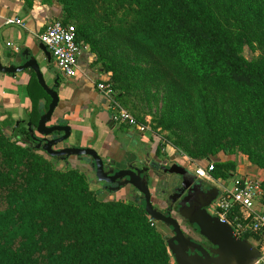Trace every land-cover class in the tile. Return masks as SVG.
I'll use <instances>...</instances> for the list:
<instances>
[{
    "label": "trees",
    "instance_id": "trees-1",
    "mask_svg": "<svg viewBox=\"0 0 264 264\" xmlns=\"http://www.w3.org/2000/svg\"><path fill=\"white\" fill-rule=\"evenodd\" d=\"M57 1L58 20L76 22V42L104 62L119 101L162 86L168 113L157 126H191L171 141L177 150L197 161L246 154L262 171L264 204V0ZM245 47L261 53L248 59ZM29 85L36 124L34 101L45 111L50 97L32 71ZM28 120L0 122V264H175L137 196L102 197L84 169L35 147ZM165 145L157 153L167 157ZM213 161L214 178L234 176L233 160Z\"/></svg>",
    "mask_w": 264,
    "mask_h": 264
},
{
    "label": "water",
    "instance_id": "water-1",
    "mask_svg": "<svg viewBox=\"0 0 264 264\" xmlns=\"http://www.w3.org/2000/svg\"><path fill=\"white\" fill-rule=\"evenodd\" d=\"M61 16L62 14L59 18ZM36 46L49 62L51 54L47 47L42 42L37 43ZM4 55L8 58V62L6 64L1 62L0 53L1 74L15 77L17 73L30 70L50 97L47 109L39 110L37 123L34 124L30 120L26 122L29 136L35 141V147L50 157H57L66 165L70 163L71 158L83 160L90 165L95 180L103 183V189L114 193L127 190L131 196H137L151 219L173 228L175 235L166 239V245L176 264H257L260 258L257 246L251 240L237 236L226 220L210 212L211 205L220 193L217 186L198 178L177 160H172L167 167L164 164L162 167L159 166L162 162L156 158L151 159L147 164L137 160L125 167H119L114 160L106 161L92 147L68 143L71 127L53 119L59 102L60 82L56 81L58 76L55 75L52 83L45 81L40 69L41 62L30 46L15 49L6 47ZM19 121H16V124ZM159 167L167 176L163 188H158L156 185V190L161 189L162 194L166 192L165 199L171 203L179 199L176 203V213L198 227L199 233L213 245L209 251L185 237L177 221L154 206L152 196L158 197V195L152 189V185L157 179L154 172ZM172 191L175 193L170 195Z\"/></svg>",
    "mask_w": 264,
    "mask_h": 264
},
{
    "label": "crops",
    "instance_id": "crops-1",
    "mask_svg": "<svg viewBox=\"0 0 264 264\" xmlns=\"http://www.w3.org/2000/svg\"><path fill=\"white\" fill-rule=\"evenodd\" d=\"M0 0V53L1 62L6 64L8 58L4 55L6 47L21 48L30 46L36 53L41 67L46 68L48 62L43 52L36 46L40 41L38 34L44 30L45 24L53 19H59L60 4L53 0ZM18 17L26 22V27L17 24H7L6 19ZM61 18V17H60ZM52 59V58H51ZM91 58L86 50H81L78 56V69L74 77H66L60 73L59 102L53 115L54 120L71 127V136L68 143L81 147H92L105 160H114L117 166L125 167L137 160L142 164L154 158L160 141L159 133L138 134L127 126H118L113 123L107 109L106 98L96 89L95 83L107 79L102 71L95 72L90 66ZM53 65V63H51ZM46 71V70H45ZM52 83L55 77L53 71H46ZM31 71L17 73L15 77L0 73V122L7 114L15 120H28L32 112L33 100L31 95L37 90L30 88ZM31 89V92H30ZM45 99L34 101L38 111L42 110ZM6 132L11 128L6 127ZM165 153L169 160L177 159V152L165 145ZM42 152V151H41ZM45 154L44 152H42ZM63 165L65 162L60 161ZM86 163V162H85ZM83 160L71 158L68 165L77 166L85 171H91L90 165ZM83 165V166H82ZM255 176H261L262 171L255 169ZM91 177L90 173L87 172ZM92 187H101L93 179ZM105 193L104 191L101 193ZM117 198H128L131 195L127 190L115 192Z\"/></svg>",
    "mask_w": 264,
    "mask_h": 264
},
{
    "label": "built area",
    "instance_id": "built-area-1",
    "mask_svg": "<svg viewBox=\"0 0 264 264\" xmlns=\"http://www.w3.org/2000/svg\"><path fill=\"white\" fill-rule=\"evenodd\" d=\"M7 24H17L26 27V22L18 17L7 18ZM75 26L63 24L58 19H53L45 24L44 30L38 34V40L50 51L53 65L66 77H74L78 69V56L84 46L76 42ZM95 87L107 100V109L111 119L118 126H127L138 134L153 133L151 124L140 121L127 110L115 97V91L106 79L98 80ZM164 151L166 149L164 148ZM177 162L184 165L198 178L219 188L218 198L210 209L214 215L226 220L234 229L237 236L248 235L257 246L260 258L257 264H264V204H261L262 187L261 176L238 174L232 176L229 182L214 178V161L205 160V164L192 159L182 150H177ZM237 213L231 221L227 220L228 213ZM151 225L157 224L151 219ZM171 255V254H170ZM171 263L174 260L171 256Z\"/></svg>",
    "mask_w": 264,
    "mask_h": 264
},
{
    "label": "rangeland",
    "instance_id": "rangeland-1",
    "mask_svg": "<svg viewBox=\"0 0 264 264\" xmlns=\"http://www.w3.org/2000/svg\"><path fill=\"white\" fill-rule=\"evenodd\" d=\"M55 2H58L57 0H53ZM239 9V8H237ZM238 11V10H237ZM76 27V22L74 20L69 21ZM83 48L81 50H86L89 53V56L91 58L89 62V66L95 71L99 72L102 71L104 73V76L106 78H109L111 73L109 71H104V62L99 61L97 54L91 50V47L89 44H83ZM244 55L248 59H252L260 55L261 50L256 47L255 49H249L248 47H245L244 49ZM43 65L46 64V68L43 69L41 67V71L43 73V77L46 82L50 81V78L47 74L48 71H53V73H56L59 71L54 65H51V63L47 62H42ZM46 70V71H45ZM59 79L61 78L60 76V71H59ZM139 90V89H138ZM135 90L129 95H125L126 97L124 98V101L120 99V104L123 105L127 110H129L134 116H136L140 121H148L151 126L153 131L156 133H159L160 135V141L163 140L166 142L168 148L174 149L177 151V147H175L171 141L175 140L177 137V134H181V131L184 130V128H187L188 130L190 129L187 123L185 127H176V125H173L170 129H163L159 126H157L158 119L161 117L163 111L165 110L166 113H168V109L165 108V98L164 96L167 95V91L162 87L156 85L155 87L148 89V92L143 93L142 90ZM226 109H230L228 107L227 103L223 104ZM177 122H180V119H178ZM154 126V128H153ZM192 130H194L192 128ZM197 136V133L193 131L192 137ZM212 159L214 160H225V159H231L235 163V170H234V176L238 174L242 175H250V176H255V169L259 170L258 166L256 164H253L247 157L246 154L242 153L239 150H235L229 155H224L223 153H220L216 156H213ZM197 161V160H196ZM199 163L205 164V160H198ZM61 167L62 163H59ZM83 166V165H82ZM91 175V178L94 179V173L93 171H87ZM227 182L230 181V179L225 180ZM115 193L114 192H105L101 196L102 197H111L115 198ZM262 195H263V189H262ZM211 212L213 211L212 208L210 209Z\"/></svg>",
    "mask_w": 264,
    "mask_h": 264
},
{
    "label": "flooded vegetation",
    "instance_id": "flooded-vegetation-1",
    "mask_svg": "<svg viewBox=\"0 0 264 264\" xmlns=\"http://www.w3.org/2000/svg\"><path fill=\"white\" fill-rule=\"evenodd\" d=\"M56 73L59 74V71H57ZM56 73H55V75H56ZM154 158L159 159L162 162L161 165H159L161 167L163 164L167 167L168 165H170L172 163V160H169L168 158L166 159V157H164L163 155L158 154L157 151H156ZM106 161H110V160H106ZM86 164L87 163H85L84 165H86ZM154 174H155V176H157V179L154 180L153 185H152L153 186L152 189L158 195V197L152 196V202H153L154 206H156L164 214L170 215L171 217H173L177 221V223L179 224V228L185 237H187L191 241L199 244L201 247H203L204 249H206L208 251L211 248H213V245L207 239H205V237H203L199 233V229L195 224H190L186 219L182 218L181 216H179L176 213V208H177L176 203L179 201V199L175 203H171L165 199V193L166 192L164 194H162L161 193L162 191H160L161 189L156 190V187H155L156 185L158 186V188H163L164 180H165L167 174L160 167L154 172ZM99 184L102 188L103 183H99ZM173 193H175V192L172 191V193H169V194L171 195ZM159 225L163 231L165 239L172 238L175 235V232L171 226H166V224H164V223H162V224L159 223ZM190 252L191 251L189 250V253Z\"/></svg>",
    "mask_w": 264,
    "mask_h": 264
}]
</instances>
